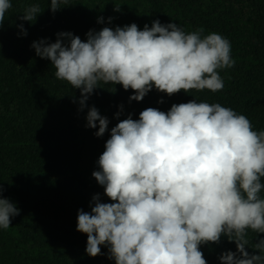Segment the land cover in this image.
Segmentation results:
<instances>
[{"label":"clouds","instance_id":"clouds-1","mask_svg":"<svg viewBox=\"0 0 264 264\" xmlns=\"http://www.w3.org/2000/svg\"><path fill=\"white\" fill-rule=\"evenodd\" d=\"M66 2L51 0L53 14ZM11 7L10 0H0V26ZM40 12L32 5L18 19L32 22ZM18 27L27 36L23 23ZM203 32L155 20L144 30L135 23L90 30L87 42L60 32L56 42L41 39L31 47L51 61L57 79L80 90L83 111L100 82L134 90L130 101H142L153 87L168 96L221 91L217 69L236 63L231 44ZM86 120V127H98L97 137L108 131L109 119L95 106ZM98 165L92 175L113 203L97 193L91 212H78L77 231L87 234L89 256L101 255L104 245L115 264H207L200 246L227 236L237 248L222 253L220 264H264V239L255 243L260 254L246 247L248 229L264 233V130H253L245 115L196 100L174 104L167 113L149 107L138 120L129 114L111 129ZM3 192L0 185V228L8 229L20 209Z\"/></svg>","mask_w":264,"mask_h":264},{"label":"trees","instance_id":"trees-1","mask_svg":"<svg viewBox=\"0 0 264 264\" xmlns=\"http://www.w3.org/2000/svg\"><path fill=\"white\" fill-rule=\"evenodd\" d=\"M10 3L0 26V185L3 197L20 214L11 218L8 229L0 228V264H115L104 245L101 255L86 253L88 237L77 231V217L80 209L91 212L89 205L97 193L102 202L113 203L92 173L100 170L98 160L111 129L129 114L138 120L149 107L167 113L174 104L196 100L231 108L245 115L253 130H264V0H67L54 14L51 0ZM32 5L41 9L37 18L19 20ZM155 20L175 23L186 33L203 28L204 36L215 32L230 41L236 63L217 69L224 82L221 91L168 96L153 87L142 101H130L134 90L100 82L81 111L80 90L57 79L51 61L31 47L41 39L56 42L60 32L87 42L90 30H115L133 23L144 30ZM21 23L27 36L18 27ZM92 106L109 119L103 137L94 134L98 127H86ZM259 195L264 199V189ZM247 232V251L260 254L255 243L264 239V233ZM236 248L227 236L200 246L207 264H220V255Z\"/></svg>","mask_w":264,"mask_h":264}]
</instances>
